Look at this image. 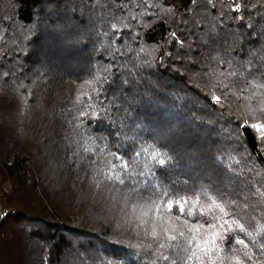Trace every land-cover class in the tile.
<instances>
[{"label":"trees","instance_id":"1","mask_svg":"<svg viewBox=\"0 0 264 264\" xmlns=\"http://www.w3.org/2000/svg\"><path fill=\"white\" fill-rule=\"evenodd\" d=\"M185 7L186 0H129L125 15L89 10L84 25L80 0H0L8 73L0 76V264H210L188 245L196 218L180 214L177 201L195 205L197 215L203 208L200 223L222 215L209 209L205 182L229 165L255 177L256 194L234 214L218 201L231 226L220 255L250 264L247 253L261 264L254 245L264 243V78H220L227 88L213 90L172 64L171 33ZM217 9L237 48H264V0H220ZM80 29L90 38L65 47L63 36ZM125 78L132 94L118 137L100 119V102L119 95ZM72 149L95 161L90 175L70 167ZM133 186L142 199L127 198ZM193 250L199 258H188Z\"/></svg>","mask_w":264,"mask_h":264},{"label":"snow or ice","instance_id":"2","mask_svg":"<svg viewBox=\"0 0 264 264\" xmlns=\"http://www.w3.org/2000/svg\"><path fill=\"white\" fill-rule=\"evenodd\" d=\"M219 2L220 0H186V7L177 17L176 30H173L171 33L174 49L169 59L172 61V64H177L178 62L179 67L184 70L188 78L202 79L205 81V85H210L213 90L227 88L223 83V79L220 78L237 75L243 78L245 73L252 75L254 79L257 77L264 78V48H249L247 51H244L243 45L240 48L235 46L237 40L236 34L231 33L224 27L226 21L217 9ZM172 3L174 4V0H172ZM128 6L129 0H80L77 23L89 24L93 18L89 10L91 13H98L111 19L117 15H125ZM73 15H76L75 11ZM216 17H219V19L217 20ZM90 36L91 33L86 29H80L63 36V43L69 49L78 48ZM6 58V54L0 55V76L8 75L4 71L2 63ZM151 66L150 61L147 64L141 63V67L145 70L151 68ZM95 71L96 69L94 68L93 72ZM104 71V78L107 79V75L110 73V65ZM121 83L127 87L119 95L114 92L112 97L107 99L106 103L104 101L100 102L102 112L100 119L113 128L118 137L121 135L119 130L126 126L129 113V108L126 105L128 104V96L132 94L129 91L131 89L130 81L125 78L122 79ZM212 99L219 103L222 95H214ZM83 115L84 113H81V116ZM194 120L200 123L204 122L201 117H194ZM240 127L243 129L247 125H240ZM252 127L256 128L257 125L253 124ZM93 134L94 132L88 133L89 136ZM65 143H76L79 145L80 142L65 140ZM69 159L72 169L81 168L82 172L91 174V169L95 164L94 160L78 153L75 149L71 150ZM173 159L171 156L168 157L169 161ZM158 164L164 166L166 160L161 158L158 160ZM235 164L239 165L240 161L236 160ZM254 181L255 177H252L250 172L243 169H234L229 165L227 170L222 172L215 181L205 182L212 190V196L210 197L212 202L209 205V209L212 207L218 208L222 215L213 216L211 220L205 219L204 223L199 222L201 217L207 216L203 208L200 209L199 215H197L192 210L196 207L195 205H191L190 208L186 209L184 203L177 201L180 214L196 218V222L191 223L187 229L191 233L190 238H187L188 245L194 247V249H199L203 256L208 257L210 264H224L225 259L231 258H235L236 264H243L239 257L220 255L222 251H225L227 244L226 236L231 226L228 219L230 213L218 201L223 202V204H231L232 213L234 214L241 200L245 204H248L249 198L256 194V190L250 187ZM120 183L124 184L125 181L121 180ZM125 195L129 200L143 198L142 193L136 190L134 186ZM168 207L169 209L172 208L170 201L168 202ZM185 224L188 225V220H185ZM26 231L31 232V229H26ZM152 235L153 237L156 236L155 231L152 232ZM179 235L184 237L185 232L181 231ZM168 240L175 241L177 240V236L170 235L168 236ZM236 243L243 245L244 241L237 240ZM254 246L258 247L261 253L260 256L256 257V260L264 264V243ZM159 247L164 248L165 244L161 243ZM183 250L188 252L187 248ZM227 251H232L230 246H228ZM193 257H197L195 250L191 251L188 258L191 259ZM245 258L250 264H255L252 255L246 253ZM163 259L168 260L169 257L164 256ZM153 264H156V262L153 261Z\"/></svg>","mask_w":264,"mask_h":264}]
</instances>
